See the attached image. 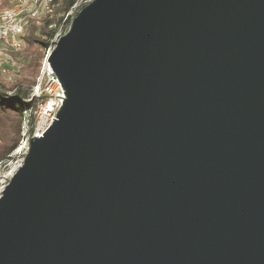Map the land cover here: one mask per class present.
Masks as SVG:
<instances>
[{
	"label": "water",
	"instance_id": "obj_1",
	"mask_svg": "<svg viewBox=\"0 0 264 264\" xmlns=\"http://www.w3.org/2000/svg\"><path fill=\"white\" fill-rule=\"evenodd\" d=\"M46 61L0 264H264V0H91Z\"/></svg>",
	"mask_w": 264,
	"mask_h": 264
},
{
	"label": "trees",
	"instance_id": "obj_2",
	"mask_svg": "<svg viewBox=\"0 0 264 264\" xmlns=\"http://www.w3.org/2000/svg\"><path fill=\"white\" fill-rule=\"evenodd\" d=\"M7 1L0 2V7ZM54 1L57 14L40 23L31 21L22 36V49L13 51L19 69L15 79L6 83L0 78V163L7 160L14 149L25 146L33 135V109L40 97L33 96L32 89L39 81L42 62L48 57L56 39L68 30L78 10L86 4L79 0ZM24 124L27 125V136L22 129Z\"/></svg>",
	"mask_w": 264,
	"mask_h": 264
},
{
	"label": "built area",
	"instance_id": "obj_3",
	"mask_svg": "<svg viewBox=\"0 0 264 264\" xmlns=\"http://www.w3.org/2000/svg\"><path fill=\"white\" fill-rule=\"evenodd\" d=\"M55 12L54 0H15L8 6L0 7V42L9 51L23 47L25 34L31 21L40 23ZM32 95L40 97L33 114L35 117L33 135H40L55 118L61 106L64 91L46 60L43 61L39 81L32 89Z\"/></svg>",
	"mask_w": 264,
	"mask_h": 264
},
{
	"label": "rangeland",
	"instance_id": "obj_4",
	"mask_svg": "<svg viewBox=\"0 0 264 264\" xmlns=\"http://www.w3.org/2000/svg\"><path fill=\"white\" fill-rule=\"evenodd\" d=\"M13 1L14 0H8L4 6H8L12 4ZM89 1L91 0H79V2H85V3H88ZM0 2H3V0H0ZM13 53H14L13 51H9L5 49L0 42V78L2 79V81L6 83L8 82L10 83L11 81H13L15 79V76H17L16 74L19 70L18 61L13 55ZM27 114L28 111L26 112V115ZM22 129L27 136V125L24 124L22 126ZM27 145L28 142L26 143L25 146L14 149V151H12L8 159L0 163V195L4 186L8 183L12 174L17 170V168L22 163L23 157L27 151Z\"/></svg>",
	"mask_w": 264,
	"mask_h": 264
}]
</instances>
